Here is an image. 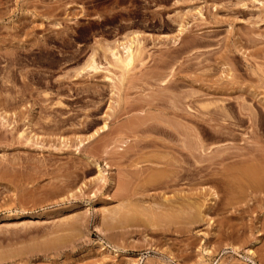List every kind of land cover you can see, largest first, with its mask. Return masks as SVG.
Masks as SVG:
<instances>
[{
  "label": "rangeland",
  "instance_id": "rangeland-1",
  "mask_svg": "<svg viewBox=\"0 0 264 264\" xmlns=\"http://www.w3.org/2000/svg\"><path fill=\"white\" fill-rule=\"evenodd\" d=\"M178 131L217 179L264 142V0H0V264H264V188L166 186Z\"/></svg>",
  "mask_w": 264,
  "mask_h": 264
},
{
  "label": "bare ground",
  "instance_id": "bare-ground-1",
  "mask_svg": "<svg viewBox=\"0 0 264 264\" xmlns=\"http://www.w3.org/2000/svg\"><path fill=\"white\" fill-rule=\"evenodd\" d=\"M183 29H185V28H183L182 25H180L177 33H181L183 31ZM102 45L99 48H101L104 58L108 59L109 66H112L116 69H119L122 72H124V70L129 68L134 62H136L137 59H139L142 56L141 55L142 54L141 41H140L139 36L137 34H132V35L127 36V37L125 36L121 40H116L113 43L105 44L103 46ZM90 58H91L90 63L88 65L89 70L90 69H92V71L96 70L97 69L96 62L94 61L93 57H90ZM105 127H106V124H104L101 128H105ZM226 128H227V126H226ZM160 132H167V131H165L164 129H160ZM177 134H178V140L181 142V145L179 146V148L176 149V151L179 153L180 156H183V158H184V156H189L190 158H192L193 168H191V169L186 168L185 166H183L181 164L183 159L180 157H177L175 159V162L164 159L168 155L167 149L172 148L168 144L157 143L153 140H150V141H148V143H146L147 146H152V147L164 149V150H161L164 153V156H162V158L164 160L163 161L160 160L159 162L162 165H164V167L167 166L170 168L171 175L168 176V179L165 182L166 186H169L170 184H173V183H178L179 181H182V180L194 181V180H200L201 179V181H202V180H211L212 179L213 181L220 180L221 182L226 183L227 186H230V184L234 181L245 180V181H248V183H250V185H252V187H254V188H264V142H261V143L257 142L256 145L250 146V147L244 146V149H246V152L235 153L236 156L239 158L237 160H235L233 164L223 168L222 171H219L218 174L220 175L221 178L217 179L215 177H209V176H213V174L210 171H208L209 166L197 164V163H200L202 161V157L200 154H201V152H204L202 142L200 141L197 133L195 134L196 139H195L192 147L189 150V155H187V153L185 154L183 152V150L185 149L184 145H183L184 140H183V138L180 137V136H182L183 132L178 131ZM223 160H224V157L220 158V160L217 161V163L218 164L223 163ZM99 167L100 166H97L98 169H99ZM147 168L153 169V167H151V166H148ZM162 170H165V169H162ZM161 176H162V174L158 173L156 175H153V179H155V181H156ZM198 182H200V181H198ZM212 193H214V192H212ZM215 194H214V196H215ZM180 198H181L180 200H182V197H180ZM170 201L171 200L169 198H166L164 196V205L166 207V208H164L165 218L166 217H168V218L169 217H176V214L178 216H180V215L185 216V214L187 215L186 209L189 208L191 205H188L189 207H186V205L183 204V202L181 201L178 204L180 207H174L170 204ZM194 205L195 204H193V206H191L190 208L193 207L196 209V207H197V212H198V209H199L198 206L200 204H198V206L195 205L196 207H194ZM189 209H188V214H189V212H191V211H189ZM150 211H152V210H150ZM200 211H201V208H200ZM200 211H199V213H200ZM196 213L194 212V214H196ZM202 213L203 212H201V214ZM152 214H151V216H153ZM192 217H198V215L197 216L192 215Z\"/></svg>",
  "mask_w": 264,
  "mask_h": 264
}]
</instances>
